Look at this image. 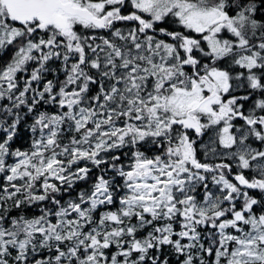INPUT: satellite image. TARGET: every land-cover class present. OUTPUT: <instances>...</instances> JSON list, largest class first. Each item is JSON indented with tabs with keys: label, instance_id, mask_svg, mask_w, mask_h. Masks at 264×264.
<instances>
[{
	"label": "snow or ice",
	"instance_id": "1",
	"mask_svg": "<svg viewBox=\"0 0 264 264\" xmlns=\"http://www.w3.org/2000/svg\"><path fill=\"white\" fill-rule=\"evenodd\" d=\"M0 264H264V0H0Z\"/></svg>",
	"mask_w": 264,
	"mask_h": 264
}]
</instances>
